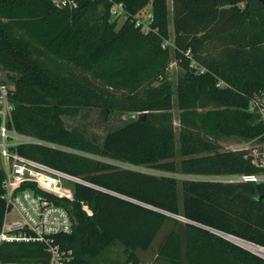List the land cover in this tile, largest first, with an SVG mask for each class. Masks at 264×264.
<instances>
[{
	"label": "trees",
	"instance_id": "obj_1",
	"mask_svg": "<svg viewBox=\"0 0 264 264\" xmlns=\"http://www.w3.org/2000/svg\"><path fill=\"white\" fill-rule=\"evenodd\" d=\"M118 1L130 15L119 27L110 21L111 3L105 0H77L70 11L50 0H0V69L13 82L8 128L80 154L31 144L12 149L97 187L70 183L74 200L59 201L74 222L72 234L61 237L73 263L104 264L103 252L119 243L122 264H141L138 253L149 249L169 221L173 227L157 251L161 261L264 264L214 233L130 201L264 248L263 182L185 180L179 192L173 177L103 161L184 176L260 173L247 150L222 151L220 142L237 137L264 143V118L249 110L259 99L264 108V3L171 0L169 10L167 0ZM147 6L155 33H144L132 20ZM170 39L171 50L163 47ZM172 53L183 76L174 89L155 86L168 72ZM191 60L205 71L197 73ZM90 108L137 116L98 144L61 119ZM4 178L0 167V194ZM4 211L0 198V227ZM47 260L39 244L0 247V264Z\"/></svg>",
	"mask_w": 264,
	"mask_h": 264
},
{
	"label": "built area",
	"instance_id": "obj_2",
	"mask_svg": "<svg viewBox=\"0 0 264 264\" xmlns=\"http://www.w3.org/2000/svg\"><path fill=\"white\" fill-rule=\"evenodd\" d=\"M50 1L59 10L70 11L78 7L77 0ZM105 1L111 3L109 9L111 22H123L130 18L122 1ZM132 20L134 26L140 27L144 33L156 32V28L152 29L150 27L153 20L151 12L136 16ZM163 47H165V44H163ZM190 66L195 68L199 74L205 71L197 66L193 60H191ZM217 86L224 87V84L219 83ZM12 89L9 88L7 81L2 78V71H0V162L1 169L5 174L1 186L2 193L0 194L5 207L2 226L0 227V247L9 243L39 244L48 257V260L43 264H74L72 249L66 248L61 239L63 236L72 234L74 222L67 209L59 201L72 202L74 200L70 183L76 182L85 186L89 184L79 177L57 171L42 162L39 163L26 156H21L12 148L15 149L23 144H31L43 145L73 154L80 153L9 129L7 120L13 109V105L9 102ZM249 110L260 113L264 118V108L261 106L260 101H252ZM248 156L251 158V164L259 169L260 173L227 176L193 175L188 180L222 183L244 181L264 183V146L255 154L248 153ZM128 167L137 170L135 169L137 167ZM137 171L142 172L143 170Z\"/></svg>",
	"mask_w": 264,
	"mask_h": 264
},
{
	"label": "rangeland",
	"instance_id": "obj_3",
	"mask_svg": "<svg viewBox=\"0 0 264 264\" xmlns=\"http://www.w3.org/2000/svg\"><path fill=\"white\" fill-rule=\"evenodd\" d=\"M167 1H168L169 10H171V0H167ZM239 5L242 7L245 5V3L242 2ZM144 11L146 14H149L150 6H147L144 9ZM168 16L171 22L172 16H170V14ZM121 23L122 21L117 22V27H119ZM169 33L172 39L173 33H172V26L170 23H169ZM171 39L164 42L165 47H168L169 50L173 48ZM173 56L174 55L172 53L170 64L168 66L169 67L168 72L159 81H157V83H154L155 86L166 83V84L171 85V87L174 89L177 85L178 79L183 76L184 71L173 60ZM2 78L7 81L9 88H12L13 82L11 81L9 75H7L5 71L2 72ZM258 98H262V97L259 96ZM257 101L261 102L262 99H259ZM172 113L174 116L173 118H175L174 119L175 131L177 132L178 131V119L176 118L177 110L174 108ZM135 117H136V113H128V112L121 113L117 111L102 113L96 108H90V110H81L73 118L62 116L61 119L67 129L77 128L83 133L84 137H86L88 140L90 141L93 140L97 142L98 144H101L103 140L105 139L107 132L124 126V124L130 122ZM220 145H221L222 151H228V150L234 151V150L244 149V150H247L249 153L255 154L257 153L258 150H260L262 146H264V143H258L255 140H252V141H248L244 139L242 140L237 137H228L224 139L223 141H221ZM94 159H97V158L95 157ZM176 160L178 162L180 160V157L177 156ZM103 161L113 163L117 165L118 167H121L124 169L131 168V167H128L129 165L125 164L124 166H122L110 160L108 161L103 160ZM0 167H1V162H0ZM135 169L141 170V171L143 170L144 172H148L156 176L165 175V176H170V177L175 178L178 181L177 185H179V192H181V188H182L181 183L185 180H188L190 177H192V176H184L180 172H176V174H168L162 171L158 172L156 170L145 168V167L135 168ZM169 217L172 219H175L171 216ZM175 220L177 221L179 220L180 222L185 223L181 219H175ZM172 227H173V223L167 221L161 228L160 232L157 234L156 239L153 241L149 249H147L145 252L138 253L141 258V264H168L167 262L163 260L161 261L158 258L157 251L159 249V246L161 245L162 240L164 239V236L170 231ZM176 228L179 229L180 227L178 226ZM102 255H103L104 264H112V263L122 264L126 259V256L123 254V247L119 243L111 244V246L108 247L103 252Z\"/></svg>",
	"mask_w": 264,
	"mask_h": 264
},
{
	"label": "water",
	"instance_id": "obj_4",
	"mask_svg": "<svg viewBox=\"0 0 264 264\" xmlns=\"http://www.w3.org/2000/svg\"><path fill=\"white\" fill-rule=\"evenodd\" d=\"M260 1H262L263 3H264V0H260ZM89 187H94V186H90V185H88ZM94 188H97V187H94ZM100 189V188H99ZM102 190V189H101ZM105 192H107V191H105ZM109 193V192H108ZM110 193H112V192H110ZM113 195H116V196H118V197H120L119 195H117V194H115V193H112ZM120 198H123V197H120ZM123 199H128V198H123ZM128 200H130V199H128ZM130 201H132V202H134V203H137V204H140L141 206H145V207H148V208H150V209H153V210H156V211H158V212H162V213H164V214H166V215H168V216H171V217H173V218H175V219H181V220H183L185 223H188V224H191V225H196V226H198V227H201V228H203V229H205V230H207V231H209L210 233H214L215 235H218V236H220L221 238H223L224 240H226V241H228V242H231V243H233L234 245H236V246H238L237 244H235L234 242H232V241H230V240H227L223 235H227V234H225V233H223V232H220V231H218V230H215V229H211V228H208V227H206V226H203V225H201V224H199V223H194V222H192V221H190V220H188V219H185L184 217H182V216H180V215H178V216H175V215H172V214H169V213H166V212H164V211H162V210H157V209H154V208H152V207H150V206H148V205H145L144 203L143 204H141V203H138V202H136V201H134V200H130ZM239 247V246H238ZM241 248V247H240ZM241 249H243V248H241ZM244 250V249H243ZM246 251V250H245ZM248 251V250H247ZM251 252V251H250ZM251 253H253V252H251ZM254 255H256L255 253H253ZM256 256H258V255H256ZM259 257V256H258ZM261 258V257H260ZM261 259H263V258H261ZM264 260V259H263Z\"/></svg>",
	"mask_w": 264,
	"mask_h": 264
},
{
	"label": "bare ground",
	"instance_id": "obj_5",
	"mask_svg": "<svg viewBox=\"0 0 264 264\" xmlns=\"http://www.w3.org/2000/svg\"><path fill=\"white\" fill-rule=\"evenodd\" d=\"M227 240H230L237 244L239 247L243 248L244 250L251 251L258 255L259 257L264 259V248L258 247L248 241H243L241 239H238L237 237L233 235H223Z\"/></svg>",
	"mask_w": 264,
	"mask_h": 264
}]
</instances>
